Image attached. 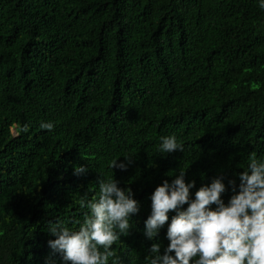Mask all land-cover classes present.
Instances as JSON below:
<instances>
[{"label":"trees","instance_id":"1","mask_svg":"<svg viewBox=\"0 0 264 264\" xmlns=\"http://www.w3.org/2000/svg\"><path fill=\"white\" fill-rule=\"evenodd\" d=\"M170 135L184 152L160 153ZM125 155L127 170L111 169ZM253 158L264 159L258 0H0V264H63L48 225L78 227L100 177L141 205L115 258L148 264L152 243H169L167 224L144 236L156 187L183 169L194 198L223 175L227 203Z\"/></svg>","mask_w":264,"mask_h":264},{"label":"clouds","instance_id":"2","mask_svg":"<svg viewBox=\"0 0 264 264\" xmlns=\"http://www.w3.org/2000/svg\"><path fill=\"white\" fill-rule=\"evenodd\" d=\"M264 10V0H258ZM42 129L54 130L52 122H42ZM27 130V128H25ZM160 153L184 152L185 144L175 135L161 137ZM114 159L111 169L126 171L132 161ZM76 173L86 171L78 166ZM185 170L171 182L164 180L151 194V213L145 220L144 236L154 240L167 224L168 245L148 249V264H264V159H251L240 172L238 191L230 180L234 194L225 203L222 194L227 186L223 175L202 185L193 198L195 180L186 182ZM99 196L81 201L89 211L76 228L61 221L50 222L48 230L55 236L49 247L58 253L63 264H119L113 245L129 234L132 217L141 205L130 188H121L113 178H99ZM187 205V208L184 206ZM215 205V207H212ZM176 214L171 217L169 213ZM101 248L103 251H101Z\"/></svg>","mask_w":264,"mask_h":264}]
</instances>
